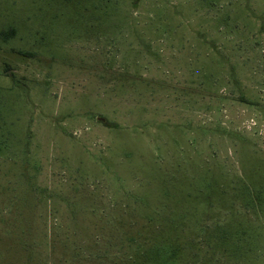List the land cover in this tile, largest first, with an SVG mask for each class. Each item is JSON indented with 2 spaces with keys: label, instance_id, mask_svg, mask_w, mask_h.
Segmentation results:
<instances>
[{
  "label": "rangeland",
  "instance_id": "1",
  "mask_svg": "<svg viewBox=\"0 0 264 264\" xmlns=\"http://www.w3.org/2000/svg\"><path fill=\"white\" fill-rule=\"evenodd\" d=\"M0 264H264V0H0Z\"/></svg>",
  "mask_w": 264,
  "mask_h": 264
},
{
  "label": "trees",
  "instance_id": "2",
  "mask_svg": "<svg viewBox=\"0 0 264 264\" xmlns=\"http://www.w3.org/2000/svg\"><path fill=\"white\" fill-rule=\"evenodd\" d=\"M249 104H251V103H249Z\"/></svg>",
  "mask_w": 264,
  "mask_h": 264
}]
</instances>
